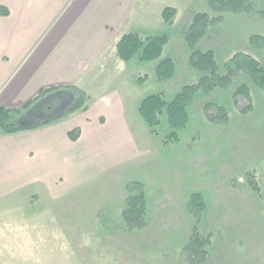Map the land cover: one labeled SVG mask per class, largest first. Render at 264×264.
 Returning a JSON list of instances; mask_svg holds the SVG:
<instances>
[{
	"label": "rangeland",
	"instance_id": "374dc122",
	"mask_svg": "<svg viewBox=\"0 0 264 264\" xmlns=\"http://www.w3.org/2000/svg\"><path fill=\"white\" fill-rule=\"evenodd\" d=\"M252 1L256 14H225L199 49L214 51L221 65L240 52L264 62V49L250 44L251 36H264V0ZM166 8L177 10L172 26L163 20ZM199 13L214 15L208 0H144L132 10L126 31L167 35L161 60L173 59L178 69L166 83L156 79L158 62L134 60L112 71L117 81L127 84L129 109L138 116L132 128L141 154L117 170L68 189L59 199L36 186L0 202V264H189L183 249L195 221L186 205L194 193H202L209 205L199 225L202 232L213 234L205 264H264V91L253 88L255 108L248 114L233 106L234 86L210 95L199 93L184 130H173L164 114L159 133L154 134L137 111L144 98L163 94L171 101L184 85L198 80L188 66L183 31ZM76 96L70 91L56 94L43 106L33 107L24 124L55 118L76 102ZM207 102L226 105L230 122L208 121L203 113ZM174 132L180 141L165 144ZM252 171L260 180L261 197L246 182ZM131 182L146 186L149 225L127 233L121 214Z\"/></svg>",
	"mask_w": 264,
	"mask_h": 264
},
{
	"label": "crops",
	"instance_id": "0c3cea01",
	"mask_svg": "<svg viewBox=\"0 0 264 264\" xmlns=\"http://www.w3.org/2000/svg\"><path fill=\"white\" fill-rule=\"evenodd\" d=\"M143 1L0 0L10 12L0 16V107L20 108L55 87H76L90 96L85 113L0 134V202L36 186L59 199L141 154L127 84L112 71L130 64L118 58L117 44ZM76 128L81 137L72 142L69 133Z\"/></svg>",
	"mask_w": 264,
	"mask_h": 264
},
{
	"label": "trees",
	"instance_id": "16d2710c",
	"mask_svg": "<svg viewBox=\"0 0 264 264\" xmlns=\"http://www.w3.org/2000/svg\"><path fill=\"white\" fill-rule=\"evenodd\" d=\"M209 7L214 15L199 13L193 17L189 26L183 31L185 45L189 51L188 66L198 74V80L184 85L168 101L163 94L150 95L144 98L138 112L154 134H158V128L162 123L163 115L166 114L168 123L173 130H184L190 123L189 110L194 106L199 93L210 95L216 89H230L234 86L231 94V102L241 114H248L255 108L253 103V88L264 91V62L253 55L240 52L235 54L228 62L221 65L214 51H201L199 49L210 32V29L220 21L225 14L253 15L256 14L255 4L252 0H208ZM10 12L8 8L0 6V16L7 17ZM177 10L173 8L164 9L162 15L166 24L172 26L175 23ZM169 38L162 36H142L131 32L125 34L117 44V56L125 64L136 60L139 63H155L156 79L158 82L166 83L173 80L177 74V64L171 59H162L168 46ZM250 44L256 49H264V36L254 35L250 37ZM246 77L247 81H242ZM140 81L142 80L139 79ZM239 83V84H237ZM235 84V85H234ZM62 91L75 92L77 99L66 112H61L51 120H44L24 124L27 114L30 115L32 104L49 102L52 94ZM90 96L76 87H55L42 90L40 94L30 103L20 108L9 109L0 107V134L17 135L55 123L64 117L78 112H87ZM243 104L240 105L239 101ZM203 113L214 125H226L231 120L230 110L226 105L207 102L203 107ZM81 137V129L76 128L69 133L72 142H77ZM180 141L177 133H172L165 140V144ZM250 189L259 197L262 196V187L255 171L250 172L246 178ZM127 198L122 210V219L127 233L145 230L148 225L149 200L146 186L142 182H131L126 186ZM187 212L195 221L191 236L183 249L184 258L189 264H205L208 262L213 234L204 233L200 230L202 216L209 210L206 197L202 193H194L190 196Z\"/></svg>",
	"mask_w": 264,
	"mask_h": 264
}]
</instances>
